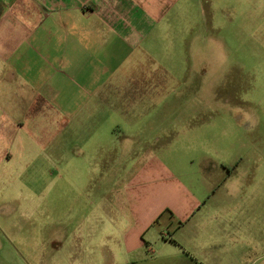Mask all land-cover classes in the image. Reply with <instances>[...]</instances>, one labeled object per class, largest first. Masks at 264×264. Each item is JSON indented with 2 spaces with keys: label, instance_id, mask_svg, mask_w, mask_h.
Returning <instances> with one entry per match:
<instances>
[{
  "label": "crops",
  "instance_id": "crops-1",
  "mask_svg": "<svg viewBox=\"0 0 264 264\" xmlns=\"http://www.w3.org/2000/svg\"><path fill=\"white\" fill-rule=\"evenodd\" d=\"M230 2L253 12L244 19L253 28L264 25V0ZM188 3L0 0V133L8 130L3 122L16 127L20 109L28 116L31 111L33 122L48 124L29 128V136L50 133L55 124L64 140L63 161L59 179L46 182L47 194L58 188L61 199L83 197L106 180L117 197L107 227L48 231L0 222V264H264V164L252 165L247 174L238 163H210L202 156L188 174L176 170L174 194L163 199L136 193L150 180L148 139H187L179 125L186 129L195 118L196 87L183 55L186 35L179 30L191 27ZM180 73L189 81L168 83ZM19 75L27 77L26 87L14 82ZM67 142L76 144L82 162H71ZM121 156L134 157L137 171L114 180ZM12 157L0 149L1 166ZM84 167L106 173L85 182L68 178Z\"/></svg>",
  "mask_w": 264,
  "mask_h": 264
},
{
  "label": "rangeland",
  "instance_id": "rangeland-1",
  "mask_svg": "<svg viewBox=\"0 0 264 264\" xmlns=\"http://www.w3.org/2000/svg\"><path fill=\"white\" fill-rule=\"evenodd\" d=\"M188 6L186 15L191 27H179V30L186 35L183 55L188 59L189 65L186 66L191 68L189 80L196 87L192 92L196 110L190 113H194L195 118L186 129H182L181 123L179 125L180 131H188L187 139H148L153 147L147 154L149 167L145 175L150 180L154 176L157 181L147 180L148 186L138 188L136 193L142 196L165 199L174 194L172 186L180 179V173L191 172L202 156L210 163H238L247 174H250L252 165L264 164V25L253 28L250 21L244 20L247 17L251 19L253 12H241L239 6L236 8L230 0L225 3L222 0H189ZM259 15L264 18V9ZM242 21L243 27L239 26ZM224 38L227 42L221 44ZM191 44L196 47L194 50L189 48ZM183 77L180 73L168 83L189 81ZM14 82L25 87L28 85L27 77L23 75L17 76ZM241 108L256 121L251 131L249 123L242 122V115L237 114ZM16 113L21 117L16 127L6 122L1 126L8 130L0 133V149H9L13 157L8 164L0 165V222L9 227L48 231L62 227L111 226L112 220L107 216L113 215L110 205L117 197L111 193L106 180L101 183L106 171L102 167L93 170L84 167L68 175L69 179L84 182L99 179V187L93 194L78 198L74 194L61 199L58 188H52L47 194L46 182L58 180L60 176L63 161L60 150L64 147V140L59 137L55 124H52L50 133L46 130L29 133V136V128L35 127L38 131L39 126L48 124L42 119L41 122H33L31 111L30 116L24 109ZM63 126L57 124L58 128ZM191 134H195L194 138ZM173 141L172 148L165 145ZM179 141L181 146L178 147ZM66 147L68 158L73 159L71 162L81 161L75 143L67 142ZM120 158L123 167L112 174L114 180L137 171L132 166L134 157L129 160L128 156ZM25 162L31 163L29 168L22 165ZM74 174H78V178ZM31 189H35L36 194ZM96 204L99 205V215L92 220L91 211ZM79 210L83 212L82 216L81 213L78 215ZM31 213L35 214L34 219H28Z\"/></svg>",
  "mask_w": 264,
  "mask_h": 264
},
{
  "label": "clouds",
  "instance_id": "clouds-1",
  "mask_svg": "<svg viewBox=\"0 0 264 264\" xmlns=\"http://www.w3.org/2000/svg\"><path fill=\"white\" fill-rule=\"evenodd\" d=\"M237 114H240L242 115V122H247L249 123V130H253L255 128V125H256V121L253 119V116L245 111L244 109H239L238 110V113Z\"/></svg>",
  "mask_w": 264,
  "mask_h": 264
}]
</instances>
